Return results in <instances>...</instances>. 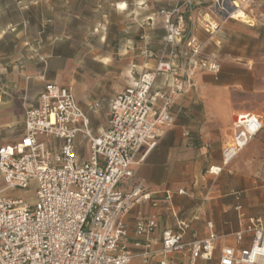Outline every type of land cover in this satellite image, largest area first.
Returning a JSON list of instances; mask_svg holds the SVG:
<instances>
[{
	"label": "built area",
	"instance_id": "2783aa9c",
	"mask_svg": "<svg viewBox=\"0 0 264 264\" xmlns=\"http://www.w3.org/2000/svg\"><path fill=\"white\" fill-rule=\"evenodd\" d=\"M163 8L166 17L164 47L159 54L147 46L141 53L157 58L154 69L145 70L111 101L108 127L98 135L90 129V119L69 87L48 82L39 105L25 113V132L14 145L0 146V264H132L138 254L148 263L155 252L151 234L159 226L160 215L135 221L134 251L128 243L131 230L125 219L136 205L158 206L160 199L170 204L169 190H151L143 180H135L134 166L144 161L141 150L158 144V126L172 125L171 113L177 96H187L194 86L196 69L218 72L219 64L199 59V48L187 40L183 16ZM185 47H177L179 45ZM168 90L158 87L160 76ZM95 102L91 108L98 107ZM238 114L233 125L232 142L222 150V166H211V186L224 166L237 156L264 129V116ZM81 134L90 144V155L80 160L76 139ZM184 136L190 135L184 131ZM35 182V202L6 191L28 188ZM179 194H187L183 188ZM236 210L242 212L243 192L232 193ZM208 195L203 198V203ZM243 215V214H242ZM199 210L190 218L176 217L173 227L162 230L163 259L188 252L189 264L213 258L215 233L185 242L184 238ZM213 228L212 222L207 223ZM251 233L250 246L236 250L221 249L218 264H264V224L252 217L245 230L235 233L240 244Z\"/></svg>",
	"mask_w": 264,
	"mask_h": 264
},
{
	"label": "crops",
	"instance_id": "0c3cea01",
	"mask_svg": "<svg viewBox=\"0 0 264 264\" xmlns=\"http://www.w3.org/2000/svg\"><path fill=\"white\" fill-rule=\"evenodd\" d=\"M64 1L72 6L75 18L71 22L67 17L57 19L55 33L46 31L44 37L53 39L50 45L44 43L42 46V54L47 60L32 62L30 57L24 60L14 58L17 51L21 55H29L27 42L6 43L8 51L4 54H13L9 61H0V146L14 145L22 140L26 109L39 105V97L48 82L71 88L90 119L91 131L95 135L100 134L109 125L113 98L128 87L140 72L154 69L157 65V58H146L141 50L147 46L156 54L162 51L166 17L150 11L148 0ZM8 3L7 0H0V40L5 35L8 40L17 36L13 30L6 31L20 22L10 14L12 9ZM102 7L103 11L100 9ZM97 11L105 16L101 22L92 17ZM247 19V22L252 21L248 15ZM250 26L254 27L255 23L251 22ZM94 38L95 46L91 43ZM182 47L185 46L179 45L177 49ZM82 54L96 55L88 58L91 70H86L85 75L89 82H79L75 78L71 84H65L63 75L70 68L71 58ZM255 70L256 73L250 71L252 84L264 91V68ZM240 77L235 75L233 82L241 81ZM165 80L166 76H160L158 87L168 90L163 84ZM204 87H207L204 81L201 80L199 84L194 81L192 91L187 96L175 98L171 108L174 124L158 126V144L150 150L144 146L141 150L144 161L133 167L135 180H143L151 190H169L173 198L170 204L160 199L158 206L136 205L126 215L131 230L128 243L133 248L135 221L153 214L160 215L159 226L151 234L156 239L153 244L155 252L148 263H144L137 254L132 264H159L163 259L162 230L173 227L176 217L190 218L198 210L200 218L193 222L184 241L206 238L211 232L216 234L217 239L214 241L213 258L198 260L197 264H218L221 249L225 246L236 250L250 246L253 240L251 233L246 232L240 244L236 243L235 237L236 232L247 228L250 218L259 217L264 224V129L223 167L212 187L213 177L207 173L211 166H222V150L232 142L237 115L252 113L263 116L261 113L264 110L242 108L220 94L209 99L197 98L195 95L203 92ZM95 102L99 106L91 108ZM210 104L214 107H210ZM187 118L202 121V125L190 130L184 120ZM186 130L190 132L188 137L183 134ZM76 145L79 159H88L91 151L89 141L79 134ZM181 188L187 194H179ZM236 190L243 192L241 213L236 210V200L232 194ZM206 195L208 200L203 203ZM209 221L213 224L212 229L207 225ZM134 251L139 252L136 248ZM168 258L170 264L190 262L189 253L185 251L169 255Z\"/></svg>",
	"mask_w": 264,
	"mask_h": 264
},
{
	"label": "rangeland",
	"instance_id": "374dc122",
	"mask_svg": "<svg viewBox=\"0 0 264 264\" xmlns=\"http://www.w3.org/2000/svg\"><path fill=\"white\" fill-rule=\"evenodd\" d=\"M11 6L12 16L19 22L8 32L13 30L17 34L8 40L7 35L0 40V61L10 60L13 54H4L8 50L7 42L19 44L26 41L29 48V55H21L18 51L14 58L43 62L47 57L42 54L44 43L50 45L53 39H46V31L55 33L56 20L69 18V22L74 17L72 6L63 0H7ZM150 11L157 16H164L161 13L163 8L173 10L174 17L183 16L187 28L186 39H191L193 45L199 48V59H207L219 64V71L213 72L207 69H196L194 81L196 84L202 80L207 84L203 92L195 96L199 99L220 94V96L231 99L237 105L249 110L261 108L264 110V91H260L250 78V71L256 73L255 68H264V0H148ZM227 2L229 8H221ZM243 9L248 18L252 21L245 22L231 17L235 9ZM145 6V5H144ZM15 9V10H14ZM102 11L104 7L100 8ZM95 15V14H94ZM97 22L103 21L105 16L98 11L92 16ZM91 17V18H92ZM25 20V21H24ZM255 26H250V23ZM163 30V29H162ZM161 33L165 32L163 30ZM9 34V33H7ZM13 39V40H12ZM93 46L96 45L95 38L91 40ZM48 45V46H49ZM96 55H86L72 57L67 74L63 75V82L71 84L76 78L79 82H89L85 71L91 70L88 58ZM12 57V56H11ZM80 57V59H78ZM254 63V64H253ZM253 64V65H252ZM254 70V71H253ZM264 74V71H262ZM70 74V75H69ZM240 75L241 81L233 82L234 76ZM252 76V75H251ZM254 78V77H253ZM220 84V85H219ZM219 85V86H215ZM254 85V86H253ZM210 107H214L210 104ZM261 113V112H260ZM264 116V113H261ZM191 118L184 119L190 130L199 128L202 121H193ZM184 120H182L184 122ZM236 120V118H235ZM5 186L0 180V188ZM10 196H19L33 204L35 202V182L26 188L9 189L5 193Z\"/></svg>",
	"mask_w": 264,
	"mask_h": 264
},
{
	"label": "bare ground",
	"instance_id": "6f19581e",
	"mask_svg": "<svg viewBox=\"0 0 264 264\" xmlns=\"http://www.w3.org/2000/svg\"><path fill=\"white\" fill-rule=\"evenodd\" d=\"M224 5H225V7L224 6H221V8H224V9L229 8L227 2H225ZM231 17H233L235 19H240V20L246 21V22L248 21L247 14L242 9H240V8L235 9V11H233L231 13ZM244 117L245 116H242V118H244Z\"/></svg>",
	"mask_w": 264,
	"mask_h": 264
}]
</instances>
